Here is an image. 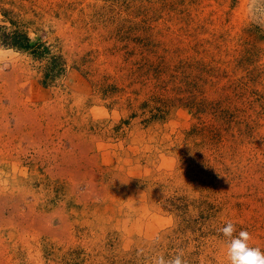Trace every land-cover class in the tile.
I'll return each mask as SVG.
<instances>
[{
  "label": "rangeland",
  "instance_id": "obj_1",
  "mask_svg": "<svg viewBox=\"0 0 264 264\" xmlns=\"http://www.w3.org/2000/svg\"><path fill=\"white\" fill-rule=\"evenodd\" d=\"M227 221L264 249V0H0V264H227Z\"/></svg>",
  "mask_w": 264,
  "mask_h": 264
},
{
  "label": "clouds",
  "instance_id": "obj_2",
  "mask_svg": "<svg viewBox=\"0 0 264 264\" xmlns=\"http://www.w3.org/2000/svg\"><path fill=\"white\" fill-rule=\"evenodd\" d=\"M227 240L225 252L227 264H264V249L251 243L252 235L247 230L237 231L232 221L218 229ZM153 264H189L183 251L174 256L163 254L153 258Z\"/></svg>",
  "mask_w": 264,
  "mask_h": 264
},
{
  "label": "trees",
  "instance_id": "obj_3",
  "mask_svg": "<svg viewBox=\"0 0 264 264\" xmlns=\"http://www.w3.org/2000/svg\"><path fill=\"white\" fill-rule=\"evenodd\" d=\"M28 39L29 38H27V36H26V40L28 41ZM7 44H10V45H13V46H15V45H20V44H18L17 42H7Z\"/></svg>",
  "mask_w": 264,
  "mask_h": 264
}]
</instances>
